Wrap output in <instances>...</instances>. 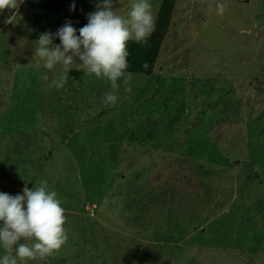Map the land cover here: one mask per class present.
<instances>
[{"label":"rangeland","instance_id":"1","mask_svg":"<svg viewBox=\"0 0 264 264\" xmlns=\"http://www.w3.org/2000/svg\"><path fill=\"white\" fill-rule=\"evenodd\" d=\"M21 2L0 13V192L46 181L68 239L18 264H264V0H176L153 72L107 106L75 58L44 90L62 66L34 58Z\"/></svg>","mask_w":264,"mask_h":264},{"label":"clouds","instance_id":"2","mask_svg":"<svg viewBox=\"0 0 264 264\" xmlns=\"http://www.w3.org/2000/svg\"><path fill=\"white\" fill-rule=\"evenodd\" d=\"M20 3L21 0H0V13L18 10ZM75 7L73 3L71 10L75 11ZM114 8V0H98L96 11L88 14V23L79 29V35L71 21H66L55 33H43L34 42V58H41L45 69L51 71L57 65L62 66L50 82L47 73L41 76L42 81L49 82L44 86L45 91L65 86L75 58L81 62L85 75L95 74L110 82L113 91L105 93L102 99L106 106L117 103L115 90L120 83L125 86V92L132 93L133 73L127 71L128 42L147 45L155 30V17L149 0H135L127 18L117 14ZM225 9V5H218V14L222 15ZM14 17L15 13L5 20V24L12 23ZM57 38L60 43L54 44ZM142 67L148 69L149 65L144 62ZM65 222L61 201L55 191L47 189L46 181L32 190L26 183L23 194L13 196L0 192V247L5 253L0 257V264H18V260L24 262L38 256L44 258L59 250L68 239ZM22 238L36 242L31 245L19 243Z\"/></svg>","mask_w":264,"mask_h":264},{"label":"trees","instance_id":"3","mask_svg":"<svg viewBox=\"0 0 264 264\" xmlns=\"http://www.w3.org/2000/svg\"><path fill=\"white\" fill-rule=\"evenodd\" d=\"M176 0H161L156 17L155 30L148 39V44L141 46L133 41L128 42L127 71L150 75L153 72L156 60L159 56L163 40L169 30L172 12ZM75 3V11L71 10ZM25 6L32 12V33L39 37L46 32L55 33L66 21H71L72 26L79 29L88 23L89 13L96 11V4L91 0H25ZM2 18L0 17V22ZM59 44V38L53 41ZM149 67L144 69L143 63Z\"/></svg>","mask_w":264,"mask_h":264},{"label":"water","instance_id":"4","mask_svg":"<svg viewBox=\"0 0 264 264\" xmlns=\"http://www.w3.org/2000/svg\"><path fill=\"white\" fill-rule=\"evenodd\" d=\"M28 188L31 189V185L30 184L28 185Z\"/></svg>","mask_w":264,"mask_h":264}]
</instances>
